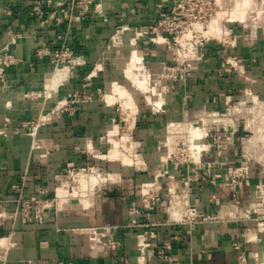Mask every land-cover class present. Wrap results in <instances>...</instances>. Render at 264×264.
I'll list each match as a JSON object with an SVG mask.
<instances>
[{
	"label": "crops",
	"instance_id": "obj_1",
	"mask_svg": "<svg viewBox=\"0 0 264 264\" xmlns=\"http://www.w3.org/2000/svg\"><path fill=\"white\" fill-rule=\"evenodd\" d=\"M35 1L0 0V53L9 43V29L22 34L9 44L16 61L7 69L9 90H0V192L6 203L0 206V264H264V151L247 147L255 136L246 119L235 115L236 124L231 117L232 125L209 129L211 138L221 133L222 139H206L209 149L195 164L162 165L161 160L168 123L199 109L237 110L244 96L264 99V38L241 33L226 45L211 41L205 59L194 62L191 78L161 100V110L148 103L135 115L130 135L144 165H89L97 162L88 150L103 138L114 114V106L92 92L110 83L115 57L123 54L118 49L113 56L112 36L121 25L152 24L173 0H99L82 21L63 16L53 4L59 0L44 6L55 15L47 17L46 11L45 20L34 19L27 12ZM132 31L124 44L131 48L135 42L147 68L162 70L167 47L146 44L148 36L136 38ZM64 43L75 62L62 85L43 95L45 75ZM36 92L41 96L26 97ZM62 102L68 108L60 110ZM46 104L53 107L44 115ZM47 116L35 135L16 132L23 120ZM83 167L113 171L116 178L85 200L60 201L58 214L41 222L13 217L14 185L25 194L37 189L52 195L60 183L71 182L70 171ZM174 194L181 196L183 215L169 210ZM189 205H197L202 217L190 222ZM93 228L111 232L120 245L111 250L90 241Z\"/></svg>",
	"mask_w": 264,
	"mask_h": 264
},
{
	"label": "rangeland",
	"instance_id": "obj_2",
	"mask_svg": "<svg viewBox=\"0 0 264 264\" xmlns=\"http://www.w3.org/2000/svg\"><path fill=\"white\" fill-rule=\"evenodd\" d=\"M96 3H100V2L97 1ZM218 4L219 7L215 9V14L212 17V19H209L207 23L204 24L203 26H200L199 24L196 25V27L200 30V32H203L206 37H209L211 39V41H220L221 43H225L226 45V43L228 42L232 43L233 36L241 33L243 34V38H245L246 36L249 39L251 38V36L264 38V0H218ZM120 29L121 27L119 28L117 33L118 39L113 44V46L115 47L114 48L115 52L113 56L114 57L116 56V52L118 49L123 50V54L120 53L121 56L115 57L114 65H112L113 68L108 77V82H110L109 84L111 83L113 84V82H116L117 84L120 83L119 88H112L111 90L107 91L106 87L105 88L103 87L102 91L99 90L92 91L93 94H96V97L98 99L103 98V101L105 99V101L108 104H110L111 108L114 106L113 108L114 114H112V119L110 118L109 123H107L108 126L106 125L105 127V133L103 135V138L99 139L98 143H95L96 145H92L88 150L90 157L92 158V161L97 162L89 165H110L112 167H116L120 165L121 167L126 166L130 168H134V167H138V165H144V164H141L143 160L142 155H139L140 150H137L136 152L137 145L134 143V139L130 136V132L132 130L131 127L133 123V118H135V115H137L138 113H140V111H142L143 107L146 104L148 103L152 104V102H156L160 100V94L162 95L161 92L164 91L161 84L163 83V81H166V78H161V73H162L161 69L155 71H152L153 69H150L149 72H147V69H144V66L141 62V53H139L136 46L133 45V47L130 48V46L128 47L124 44L125 36L129 37L133 31L132 30L122 31ZM150 36L151 37L155 36V34H150ZM130 39L132 40L133 38L131 37ZM64 51H62L63 55L60 56L59 60L55 58L54 62L61 61L65 65L69 66L68 68L70 70L71 69L70 60H73L74 55L73 54L68 55L67 53H70V51H67V53H65ZM134 53L136 54L137 57V64L139 66V72H140L138 75L139 77L138 82H136L135 79L132 78L131 76H128L127 74L123 73L124 71L122 69L124 66L126 67L128 60H130L129 59L130 56L131 55L133 56ZM61 85L62 84H59V86ZM57 87L58 85L52 88L50 92L44 93L43 95H51L57 90ZM38 94L40 93L36 92L33 93L32 95L26 94V97L28 96V99L34 100L39 96ZM132 96L134 97V99ZM83 97L84 95L80 94V98ZM250 100L253 102H251ZM262 100L264 99L259 100L252 96L250 99L247 98V96H244L239 100L237 105H235V107H237V110H228L226 108L220 111L219 115L216 117H208L206 116L207 115L206 112L199 110L196 111L195 114L191 113L185 116V121L183 123H182V119L179 121L180 123H178L177 121L170 123V125H168L169 133L167 134V130H166L165 133L166 135L164 137L166 139H163L164 140L163 144H161L163 148L160 147L163 152V156L161 160L164 162L162 165L164 164L181 165V163L187 164L185 161L194 162V163L197 162L198 154L204 153V151L206 152L208 148V146L205 148L204 144L210 143L207 142L206 139L208 140L209 138L213 140V138H211L210 136H207V138H205L207 131L212 126H214L213 124L215 123V121H217V125H221V127L224 122L226 123V125L229 124L232 125V122H229V118L232 117L231 115L233 113H235L236 116L239 115L246 119L247 122L246 127L253 132L254 136H261L258 132L261 129L260 127L264 126V117L259 116V114H250L249 109L253 105H255V102L258 101L262 102ZM52 107L53 106L46 104L43 107V111H44L43 114L47 115L48 112L50 111L49 109ZM65 108L68 107L66 106V104L62 102V106L60 107V110H63ZM213 118L215 121L213 120ZM48 119H49L48 116L42 119L40 117L39 120L36 117L35 119L33 118L32 120H27V119L23 120V122L30 121V125L27 130L29 132L33 128H35V130L37 131L39 125L44 122L46 123ZM197 119H201L204 121H199ZM181 124L183 125V127L182 129H179ZM263 131H264V127H263ZM194 132H200L201 134L199 146H191L189 143L190 135ZM255 138L256 137H254V139ZM251 139L252 137L249 138V140H247L248 142L246 141L247 147L248 146L251 147L254 144H256L254 146H259V148H262V150L264 151V140H259L257 138V141L255 142V140L253 141ZM184 140L185 141L188 140V141L185 142V146H182V144L180 143ZM145 163L147 164L146 160ZM105 172H108L109 175L105 174ZM112 172L113 171H103V172L101 170L97 171L96 168L93 167L90 171L86 173L85 176L83 174H79L77 178L79 177L78 178L79 183H81L82 185L81 194L84 197L80 196L79 194L80 191H78L76 187L71 194H68L69 195L68 197H70V199L85 200L86 197L85 195H89V191H88L89 189L87 190L86 186H88V188L93 189L94 186L104 183V180L113 181L116 178V176L114 175L113 177ZM102 176H104L106 179L104 177L101 179ZM98 179L100 180V182L98 181ZM58 193L59 195L60 194L64 195L65 191L62 188V192H59L58 190ZM169 210L172 211L173 213H180L181 211L183 215L185 209L183 207V201L181 199V196L174 194L170 202Z\"/></svg>",
	"mask_w": 264,
	"mask_h": 264
},
{
	"label": "built area",
	"instance_id": "obj_3",
	"mask_svg": "<svg viewBox=\"0 0 264 264\" xmlns=\"http://www.w3.org/2000/svg\"><path fill=\"white\" fill-rule=\"evenodd\" d=\"M99 0H59L53 3L57 8L60 9L61 14L63 16L74 19L76 21H82L87 16L93 13L96 10ZM47 5L49 7L52 6V0H36L32 5L28 15L34 19L43 20L45 17L46 9L44 6ZM65 5H69L67 8ZM219 7L218 0H173V4L168 11L159 12L158 17L153 21L152 24L148 26H143L140 24H135L134 26L129 25H121L120 30H134L136 33V38H142L144 36H148V40L145 42L146 44L155 43L158 45H162L167 47L168 55L167 60L162 65V73L161 78H166V81H163L161 84L164 91L160 94V100L156 102L150 103L153 110H161L162 103L161 100L165 98L167 92L174 86L179 85L180 83H185L189 78H191L194 70V62L202 61L206 57V48H208L211 42L209 37H206L203 32L196 27V25L203 26L207 23L209 19L215 14V9ZM4 12L8 15L12 14V10L7 8ZM56 11H47V17H52L55 15ZM124 15H121L123 17ZM58 20L60 19L57 18ZM45 20V19H44ZM119 27V28H120ZM112 36L113 43L118 39L117 33ZM150 34H155V36H150ZM21 32H14L11 29L8 30L9 43L5 45V50L0 53V90L7 91L9 90L8 83V74L7 69L11 64L15 63V56L9 52V44L15 43L17 39L21 37ZM229 43V42H228ZM135 46L136 43L134 42ZM137 48V46H136ZM65 50V51H64ZM68 55H72V51L65 43L62 47L56 51L55 58L59 60L60 56L63 55V52ZM74 58V57H73ZM71 64L74 63V59L70 60ZM141 62L144 66V69H147L149 72L150 69L147 68L144 56L141 57ZM145 71V70H144ZM171 82V83H168ZM68 105V104H67ZM66 105V106H67ZM71 110V109H70ZM207 113L208 117H216L219 115L220 111L218 110H209V109H199ZM197 110V111H199ZM196 112V111H195ZM194 112V114H195ZM73 113V110H71ZM235 113H233L232 119L236 124ZM199 121H204L201 119H197ZM214 120V118H213ZM185 121L183 118L182 123ZM215 121V120H214ZM180 123L179 121H177ZM172 123V122H171ZM220 124V123H218ZM30 125V121L22 122L16 132H28V127ZM170 125V123H168ZM211 128L218 127L217 121L213 124ZM224 125V123H223ZM222 125V126H223ZM210 128V129H211ZM224 128V126H223ZM32 129V128H31ZM35 128H33L28 133L30 135L36 134ZM168 126H167V134ZM131 136V135H130ZM209 136L206 133V137ZM214 136V137H213ZM212 137L214 139H222L221 133L214 134ZM205 137V138H206ZM211 137V136H210ZM228 140V137L225 138ZM185 142L182 141L180 144L185 146ZM188 144V143H187ZM138 147H136V152ZM202 151V150H201ZM200 151V152H201ZM140 155V153H139ZM171 156V154H170ZM201 153L198 154V161H200ZM187 164H195L197 162H188ZM184 163H181V165ZM178 165V164H175ZM93 167H83L74 171H70V180L71 182L60 183V186L56 187L53 190V194H48L47 191L44 190H33L29 193L25 194L22 186L14 185L13 189H15L18 194L15 198V209L13 213V217L15 219H21L23 222H41L48 218L51 214H58V205L59 202L67 203L70 201V197L68 194H71L74 191V185H77V190L80 191L81 194V183H79V179L77 176L79 174L86 175L88 171H90ZM97 171L99 169H96ZM241 173H247V166L240 167L239 169ZM231 172V171H230ZM236 170L232 171V177L236 176ZM100 185V184H98ZM94 186L95 188L98 186ZM91 187V186H89ZM63 188L65 194L60 196L58 190ZM89 194L93 189L88 188ZM86 196V195H85ZM84 197V196H83ZM6 205V203L1 202V192H0V206ZM187 219L190 222L195 221L197 218L202 217V214L198 210V206H190L187 208ZM186 214V215H187ZM89 239L92 242L105 243L111 250L117 249L120 245L118 239L111 232H101L96 228H93L89 231ZM59 264H75L73 262L64 263L61 261Z\"/></svg>",
	"mask_w": 264,
	"mask_h": 264
},
{
	"label": "bare ground",
	"instance_id": "obj_4",
	"mask_svg": "<svg viewBox=\"0 0 264 264\" xmlns=\"http://www.w3.org/2000/svg\"><path fill=\"white\" fill-rule=\"evenodd\" d=\"M246 2V1H245ZM244 5V3H243ZM115 43V42H114ZM113 43V44H114ZM118 43V42H117ZM116 45V44H115ZM118 51V50H117ZM121 56L120 55V51H119V54H118V57ZM130 60H128L127 64H126V67H125V72L128 76H131L132 78L135 79L136 82H138V75H139V66L137 64V57H136V54L134 53L133 56L131 55ZM55 64L53 65L52 69L45 75V88H44V93H48L50 92V90L54 87H56L57 85L59 86V84L62 82V80L65 78V75L68 74V71H69V66L65 65L64 63H62L61 61H55L54 62ZM101 63V62H100ZM141 65V64H140ZM132 81V80H131ZM116 83V82H115ZM115 83H111V84H107L106 86V90H111L112 88H119V84H115ZM154 88V87H153ZM133 97V96H132ZM247 98H251V97H248ZM134 99V97H133ZM246 99V98H245ZM264 100H262V102H255V105H253L249 111H250V114H259V116H262L264 117ZM258 103V104H257ZM133 106V105H132ZM248 114V112H247ZM256 118V117H255ZM260 123V121H259ZM183 125H181L179 127V129H182ZM185 127V126H184ZM263 127H260L261 129L259 130V134L261 136H255L256 138H252L251 140H255V142L257 141V138L259 140H264V131H263ZM191 128V127H190ZM197 128V127H196ZM258 129V128H257ZM263 131V132H262ZM173 133V132H172ZM171 133V134H172ZM179 135V134H178ZM169 136V135H168ZM200 138H201V134L200 132H194L190 135V138H189V143L191 146H199V142H200ZM166 139V138H164ZM250 140V141H251ZM258 140V141H259ZM188 141V140H187ZM249 141V142H250ZM169 143V142H168ZM254 143V142H253ZM262 143V142H261ZM260 143V144H261ZM249 145V144H248ZM251 145V144H250ZM256 145V144H254ZM97 174V173H96ZM102 175V174H101ZM109 175V174H108ZM112 175V174H111ZM85 176V175H84ZM114 177V175H112ZM97 177V176H96ZM104 176L101 177V179L103 178ZM79 178V177H78ZM81 178V177H80ZM105 178V177H104ZM97 179V178H96ZM106 179V178H105ZM111 179V178H110ZM114 179V178H113ZM83 180V179H81ZM80 180V181H81ZM115 180V179H114ZM96 181V180H95ZM98 181L100 182V180L98 179ZM97 181V182H98ZM106 181V180H104ZM83 182H86V181H83ZM90 184V183H89ZM95 184V182H94ZM88 185V184H87ZM88 187V186H87ZM84 189V188H83ZM92 189V188H91ZM84 191V190H82ZM59 192H62V188L59 189ZM88 193V192H87ZM63 194V193H62ZM61 195V194H60ZM62 196V195H61ZM88 201V200H87Z\"/></svg>",
	"mask_w": 264,
	"mask_h": 264
}]
</instances>
